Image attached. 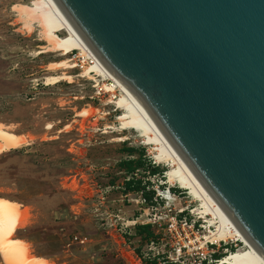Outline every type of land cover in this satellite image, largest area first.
I'll use <instances>...</instances> for the list:
<instances>
[{
	"label": "rangeland",
	"instance_id": "1",
	"mask_svg": "<svg viewBox=\"0 0 264 264\" xmlns=\"http://www.w3.org/2000/svg\"><path fill=\"white\" fill-rule=\"evenodd\" d=\"M39 1L0 0V124L25 136L19 148L0 154V197L27 210L14 237L27 245L29 259L52 264H159L154 254L161 247L148 251L154 238L135 231L137 225L130 231L121 226L139 215L144 219L148 207L136 201L139 193L123 190L131 177L119 167L130 158L125 149L143 151L147 161L164 171L134 174L147 181L152 198L155 189L164 195L170 189L171 198H166L173 207L200 214L205 228L214 220L201 213L203 206L186 190L166 182L170 166L157 159L156 145L147 144L139 132L120 129L122 111L114 104L119 93L106 91L109 82L94 73L92 78L79 76L90 64L78 51L61 56L49 48L41 36L40 14L32 8ZM62 60L69 69H49ZM63 72L72 78L47 80ZM240 247L227 240L214 249L222 258ZM0 264H7L1 254Z\"/></svg>",
	"mask_w": 264,
	"mask_h": 264
},
{
	"label": "water",
	"instance_id": "2",
	"mask_svg": "<svg viewBox=\"0 0 264 264\" xmlns=\"http://www.w3.org/2000/svg\"><path fill=\"white\" fill-rule=\"evenodd\" d=\"M264 259V0H54Z\"/></svg>",
	"mask_w": 264,
	"mask_h": 264
},
{
	"label": "bare ground",
	"instance_id": "3",
	"mask_svg": "<svg viewBox=\"0 0 264 264\" xmlns=\"http://www.w3.org/2000/svg\"><path fill=\"white\" fill-rule=\"evenodd\" d=\"M38 3V5L34 4L32 8L40 14L43 27L41 36L45 38L49 48L59 52L61 56H66L71 50L78 51L82 59L90 64L79 76L92 78L91 73H94L102 80L109 82L104 85L107 92H113L112 96L115 95L114 92L119 93V97L117 100L115 99L114 104L116 108L122 111L117 116V120L120 122V129L139 132L142 137H145L147 144L156 145L157 159L170 166V169L165 171L166 182L171 186L175 184L178 188L186 190L188 195L199 201L203 206L201 213L205 216L210 215L211 220H214L209 225L215 224L216 227V232L213 233L211 242L222 243L230 240L240 243L241 247L239 249L226 254L220 259L221 264H264V259L254 250L222 208L209 195L135 96L102 65L73 29L54 0H40ZM59 31H64L65 36H57L56 33ZM48 66L49 69L62 68L67 70L71 65L67 60H62L60 63ZM67 77L72 78L70 74L63 72L46 78L48 81L55 83ZM24 143L25 136L16 134L11 130L10 126L0 124V154L19 148ZM26 213L27 210H20L19 203L0 197L1 256L6 260L7 264H52L42 258L29 259L30 251L27 245L14 237L17 229L21 227L20 223L26 217Z\"/></svg>",
	"mask_w": 264,
	"mask_h": 264
},
{
	"label": "built area",
	"instance_id": "4",
	"mask_svg": "<svg viewBox=\"0 0 264 264\" xmlns=\"http://www.w3.org/2000/svg\"><path fill=\"white\" fill-rule=\"evenodd\" d=\"M155 191L150 202L145 201L139 193L136 201L148 206L145 218L141 219L142 215H139L135 220L121 224L122 229L130 231V227L136 225H149L155 233H160V237L156 238L160 243L151 240L148 249L153 251L161 247L160 252L154 254L162 261L159 264H221V258L216 259L217 250L214 249L221 243L211 242L216 228L209 225L205 228L199 224L202 218L200 214L191 211L187 213L185 208L173 207L169 198H166V194L171 198L170 189H167L165 195L157 189ZM143 255V259H150L148 252Z\"/></svg>",
	"mask_w": 264,
	"mask_h": 264
},
{
	"label": "trees",
	"instance_id": "5",
	"mask_svg": "<svg viewBox=\"0 0 264 264\" xmlns=\"http://www.w3.org/2000/svg\"><path fill=\"white\" fill-rule=\"evenodd\" d=\"M128 153L129 157L126 160H123L119 163V167L123 169L128 175V177L124 181L123 190L125 193H141L142 197L145 201L150 202L152 200V196L154 195L153 191L147 190L146 182L141 179L134 178V174L139 170H148V174L151 176L159 175L161 170L158 166H154L151 162L147 161L144 158L143 151H137L134 148H127L124 150ZM134 154H138V158H131ZM135 231H138L139 234L145 233L147 237L156 238L157 236L154 234L153 230L149 225H137L135 227ZM216 259H220V254L215 255Z\"/></svg>",
	"mask_w": 264,
	"mask_h": 264
}]
</instances>
